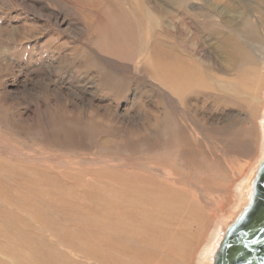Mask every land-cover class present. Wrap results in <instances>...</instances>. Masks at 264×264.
<instances>
[{"label": "rangeland", "instance_id": "374dc122", "mask_svg": "<svg viewBox=\"0 0 264 264\" xmlns=\"http://www.w3.org/2000/svg\"><path fill=\"white\" fill-rule=\"evenodd\" d=\"M263 27L252 0H0V261L213 264L264 158Z\"/></svg>", "mask_w": 264, "mask_h": 264}, {"label": "water", "instance_id": "95a60500", "mask_svg": "<svg viewBox=\"0 0 264 264\" xmlns=\"http://www.w3.org/2000/svg\"><path fill=\"white\" fill-rule=\"evenodd\" d=\"M213 264H264V158L253 179L250 199L225 230Z\"/></svg>", "mask_w": 264, "mask_h": 264}, {"label": "bare ground", "instance_id": "6f19581e", "mask_svg": "<svg viewBox=\"0 0 264 264\" xmlns=\"http://www.w3.org/2000/svg\"><path fill=\"white\" fill-rule=\"evenodd\" d=\"M161 1L163 2L165 0H161ZM252 1L264 3V0H252ZM253 10H255L258 13L260 12L258 10V7H254ZM244 13L247 14L248 11L246 9H244L243 12L241 13V15H245ZM230 22H231V20H226V23L228 25H230ZM245 26H247L249 28V31L246 30L245 31L246 35H242V38L245 40L244 44L248 45L252 41H257L259 37H256L255 35H254L255 37L253 36L255 29L250 25L248 20H247ZM229 28L232 30H235L231 26H229ZM261 40L264 41V27H263ZM215 43H218V41H215ZM260 44L263 45V43H260ZM217 49L219 50L220 56L223 58V62L225 64H227L232 70H235V67L243 68L246 71L250 70L244 66H246L248 64L247 62H252L254 60L253 57H251L250 54H248L247 51H245L242 47H240L233 39L224 38L222 40V42L219 44V47ZM260 62L264 63V56L261 57L260 61L257 60V63H256L257 65L255 66L256 69L259 68ZM134 215H136V213ZM131 216L134 217L132 214H131ZM136 223L138 224V221L135 219L134 225ZM145 224L147 225V227H150L148 223H145ZM138 226H140V225H138ZM136 227H137V225H136ZM1 229H2V226L0 227V234L3 236L6 233L5 232L2 233ZM31 250H32V248H31ZM27 258H28V260H22V259L17 258V257H10L11 260H10L9 264H55L53 262L52 257L49 255H39V257H27ZM0 264H8V263L0 261Z\"/></svg>", "mask_w": 264, "mask_h": 264}]
</instances>
